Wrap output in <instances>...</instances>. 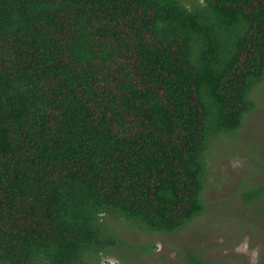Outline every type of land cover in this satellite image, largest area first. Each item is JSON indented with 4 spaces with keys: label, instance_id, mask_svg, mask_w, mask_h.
<instances>
[{
    "label": "trees",
    "instance_id": "trees-1",
    "mask_svg": "<svg viewBox=\"0 0 264 264\" xmlns=\"http://www.w3.org/2000/svg\"><path fill=\"white\" fill-rule=\"evenodd\" d=\"M263 83L264 0H0V264L125 260L108 220L185 230Z\"/></svg>",
    "mask_w": 264,
    "mask_h": 264
},
{
    "label": "rangeland",
    "instance_id": "rangeland-1",
    "mask_svg": "<svg viewBox=\"0 0 264 264\" xmlns=\"http://www.w3.org/2000/svg\"><path fill=\"white\" fill-rule=\"evenodd\" d=\"M251 99L256 109L246 116L241 131L209 143L203 216L173 235H149L122 226L124 221L108 220L134 248L120 253L125 260L111 254L100 264H190L189 255L208 264H264V203L243 199L244 190L264 185L259 164L264 150V83Z\"/></svg>",
    "mask_w": 264,
    "mask_h": 264
}]
</instances>
